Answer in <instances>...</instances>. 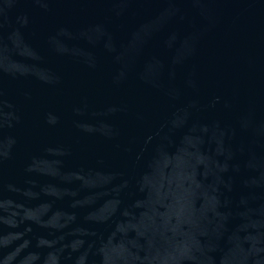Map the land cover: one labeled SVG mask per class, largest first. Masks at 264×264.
I'll use <instances>...</instances> for the list:
<instances>
[{"label":"water","instance_id":"95a60500","mask_svg":"<svg viewBox=\"0 0 264 264\" xmlns=\"http://www.w3.org/2000/svg\"><path fill=\"white\" fill-rule=\"evenodd\" d=\"M0 264H264V0H0Z\"/></svg>","mask_w":264,"mask_h":264}]
</instances>
